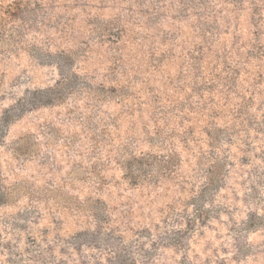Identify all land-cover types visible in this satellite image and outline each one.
I'll use <instances>...</instances> for the list:
<instances>
[{
	"label": "rangeland",
	"instance_id": "1",
	"mask_svg": "<svg viewBox=\"0 0 264 264\" xmlns=\"http://www.w3.org/2000/svg\"><path fill=\"white\" fill-rule=\"evenodd\" d=\"M0 264H264V0H0Z\"/></svg>",
	"mask_w": 264,
	"mask_h": 264
},
{
	"label": "built area",
	"instance_id": "2",
	"mask_svg": "<svg viewBox=\"0 0 264 264\" xmlns=\"http://www.w3.org/2000/svg\"><path fill=\"white\" fill-rule=\"evenodd\" d=\"M45 104V103H44ZM45 105H47V104H45Z\"/></svg>",
	"mask_w": 264,
	"mask_h": 264
}]
</instances>
